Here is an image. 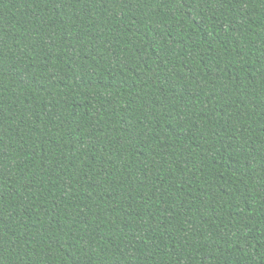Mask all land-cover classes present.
<instances>
[{"label":"trees","instance_id":"trees-1","mask_svg":"<svg viewBox=\"0 0 264 264\" xmlns=\"http://www.w3.org/2000/svg\"><path fill=\"white\" fill-rule=\"evenodd\" d=\"M0 264H264V0H0Z\"/></svg>","mask_w":264,"mask_h":264}]
</instances>
